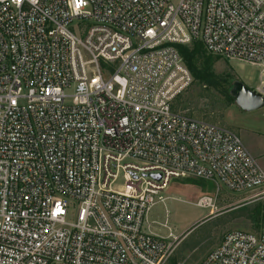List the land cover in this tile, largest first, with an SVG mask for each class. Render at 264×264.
Returning a JSON list of instances; mask_svg holds the SVG:
<instances>
[{"label": "built area", "instance_id": "obj_1", "mask_svg": "<svg viewBox=\"0 0 264 264\" xmlns=\"http://www.w3.org/2000/svg\"><path fill=\"white\" fill-rule=\"evenodd\" d=\"M194 41L264 96V0H0V264H167L180 236L147 215L173 181L264 190L236 133L175 107ZM198 264H264V218Z\"/></svg>", "mask_w": 264, "mask_h": 264}, {"label": "rangeland", "instance_id": "obj_2", "mask_svg": "<svg viewBox=\"0 0 264 264\" xmlns=\"http://www.w3.org/2000/svg\"><path fill=\"white\" fill-rule=\"evenodd\" d=\"M210 63L216 85L194 81L175 107L193 119L236 133L264 171V106L245 111L225 96L234 81H242L256 90L260 69L243 61L213 55ZM166 195L164 203L150 209L147 219L151 222V231L163 236L169 232L180 236L167 264H198L226 233L238 229L257 232L264 218L263 189L236 193L206 181L197 184L183 179L173 181ZM203 196L212 198L211 208L196 205Z\"/></svg>", "mask_w": 264, "mask_h": 264}, {"label": "trees", "instance_id": "obj_3", "mask_svg": "<svg viewBox=\"0 0 264 264\" xmlns=\"http://www.w3.org/2000/svg\"><path fill=\"white\" fill-rule=\"evenodd\" d=\"M176 47L193 77V82H205L211 85H216L217 79L211 72V55L206 54L204 47L199 41H194L191 45L188 46L176 45ZM225 96L229 100H234L230 92L227 93ZM180 97L177 100H179ZM187 180L193 181L197 184L202 183L201 180Z\"/></svg>", "mask_w": 264, "mask_h": 264}, {"label": "water", "instance_id": "obj_4", "mask_svg": "<svg viewBox=\"0 0 264 264\" xmlns=\"http://www.w3.org/2000/svg\"><path fill=\"white\" fill-rule=\"evenodd\" d=\"M235 104L242 110L254 111L264 106V96L252 90L242 81H234L230 89ZM159 178L158 176H156Z\"/></svg>", "mask_w": 264, "mask_h": 264}, {"label": "crops", "instance_id": "obj_5", "mask_svg": "<svg viewBox=\"0 0 264 264\" xmlns=\"http://www.w3.org/2000/svg\"><path fill=\"white\" fill-rule=\"evenodd\" d=\"M245 63H247V62H245ZM249 64H250V63H249ZM259 80H260V73H259ZM244 84H245V83H244ZM245 85H246V84H245ZM257 85H258V84H257ZM257 85H256V86H257ZM221 128H223V127H221ZM224 129H225V128H224Z\"/></svg>", "mask_w": 264, "mask_h": 264}]
</instances>
